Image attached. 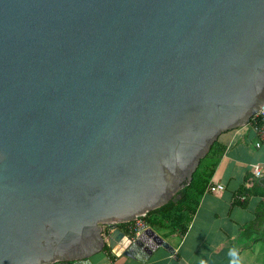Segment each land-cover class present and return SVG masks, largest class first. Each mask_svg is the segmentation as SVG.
Returning a JSON list of instances; mask_svg holds the SVG:
<instances>
[{"label": "water", "instance_id": "water-1", "mask_svg": "<svg viewBox=\"0 0 264 264\" xmlns=\"http://www.w3.org/2000/svg\"><path fill=\"white\" fill-rule=\"evenodd\" d=\"M263 104L264 0H0V264L168 247L118 226Z\"/></svg>", "mask_w": 264, "mask_h": 264}, {"label": "crops", "instance_id": "crops-1", "mask_svg": "<svg viewBox=\"0 0 264 264\" xmlns=\"http://www.w3.org/2000/svg\"><path fill=\"white\" fill-rule=\"evenodd\" d=\"M258 140L252 123L219 137L220 160L210 182L224 184L225 189L206 190L187 226L154 227L149 221L158 214L143 218L168 247H158L142 260L110 248L91 258L92 264H264V216L258 218L264 187L255 186L264 179V147H257ZM136 225L134 221L118 228L133 235Z\"/></svg>", "mask_w": 264, "mask_h": 264}, {"label": "trees", "instance_id": "trees-1", "mask_svg": "<svg viewBox=\"0 0 264 264\" xmlns=\"http://www.w3.org/2000/svg\"><path fill=\"white\" fill-rule=\"evenodd\" d=\"M217 144L218 141L213 145L210 153L202 159L191 184L183 188L167 205L146 216L148 218L156 214L159 215L150 219L149 222L152 226L163 227L166 223L174 226L181 224L187 226L190 223L219 163L220 156H216ZM255 186L264 187V179L258 180ZM263 216L264 203L258 208V218L261 220ZM109 249V247L105 248V250Z\"/></svg>", "mask_w": 264, "mask_h": 264}, {"label": "built area", "instance_id": "built-area-1", "mask_svg": "<svg viewBox=\"0 0 264 264\" xmlns=\"http://www.w3.org/2000/svg\"><path fill=\"white\" fill-rule=\"evenodd\" d=\"M251 123L255 127V130L257 131L259 135V140L257 142V147L261 148L264 147V104L261 106L260 110L253 116ZM255 174L258 177L262 176V171L259 168L255 169ZM225 189V185L221 183H212L207 187V191L209 192H220ZM145 216L139 217L137 221V225L134 227L133 230V235L139 236L141 235L144 231L150 229L148 224L143 220ZM106 228V227H105Z\"/></svg>", "mask_w": 264, "mask_h": 264}, {"label": "flooded vegetation", "instance_id": "flooded-vegetation-1", "mask_svg": "<svg viewBox=\"0 0 264 264\" xmlns=\"http://www.w3.org/2000/svg\"><path fill=\"white\" fill-rule=\"evenodd\" d=\"M107 228V227H106ZM107 231V229H105Z\"/></svg>", "mask_w": 264, "mask_h": 264}]
</instances>
